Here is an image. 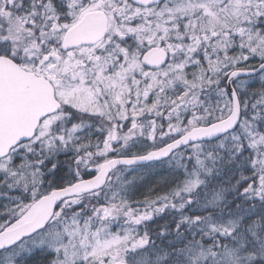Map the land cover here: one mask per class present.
<instances>
[{
  "label": "snow or ice",
  "instance_id": "obj_1",
  "mask_svg": "<svg viewBox=\"0 0 264 264\" xmlns=\"http://www.w3.org/2000/svg\"><path fill=\"white\" fill-rule=\"evenodd\" d=\"M0 264H264V0H0Z\"/></svg>",
  "mask_w": 264,
  "mask_h": 264
}]
</instances>
